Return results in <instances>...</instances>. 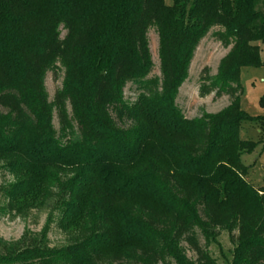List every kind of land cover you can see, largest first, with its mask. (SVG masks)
<instances>
[{
	"label": "trees",
	"instance_id": "1",
	"mask_svg": "<svg viewBox=\"0 0 264 264\" xmlns=\"http://www.w3.org/2000/svg\"><path fill=\"white\" fill-rule=\"evenodd\" d=\"M257 1L0 0V157H10L9 170L23 177L0 191L20 210L40 206L59 188V227L81 236L50 248L46 225L15 242L0 239V264H97L109 256L214 264L206 252L193 262L178 248L176 240L194 228L208 239L217 228L236 231L231 264H264V186L248 183L241 163V153L257 144L239 137L241 122L255 120L240 110L241 69L264 65ZM151 27L161 83L146 78ZM214 27L232 47L212 83L232 100L188 120L174 100L195 48ZM57 64L64 69L58 96L77 124L65 142L44 89ZM128 82L142 89L133 104L123 96ZM164 158L165 170L156 165ZM69 167L76 174L65 183L51 172Z\"/></svg>",
	"mask_w": 264,
	"mask_h": 264
},
{
	"label": "rangeland",
	"instance_id": "2",
	"mask_svg": "<svg viewBox=\"0 0 264 264\" xmlns=\"http://www.w3.org/2000/svg\"><path fill=\"white\" fill-rule=\"evenodd\" d=\"M167 6L172 5L173 0H163ZM256 8L264 10V0H258ZM223 30L218 27L211 28L199 41L194 50L187 77L178 88L174 105L181 115L188 120H196L205 114H216L225 109L232 100L227 92L218 90L213 85V79L217 75L219 62L232 47L231 39L227 40L222 35ZM65 31L61 29V36ZM148 46L151 54L152 68L147 79H159L161 83L162 73L158 53V35L155 27H151L147 33ZM259 42H257L258 44ZM260 59L264 62V46L260 51ZM64 69L57 67L48 71L44 77V89L47 100L51 104L53 112V127L58 138L65 142L71 132L77 130V124L72 117L70 103L65 98H59L58 94L63 86ZM242 94L239 99L240 110L253 121H243L239 127V137L242 140L255 142L256 148L250 154L241 153V163L249 167L246 181L254 187L264 186V65L259 67H244L240 72ZM142 92L139 84L128 82L123 89L124 100L129 104L136 102ZM6 110L0 106V112ZM116 120L115 116L113 115ZM124 127L129 122L120 123ZM62 133L65 136H61ZM10 157H0V189L23 179L9 170L7 164ZM156 165L165 170L168 166L167 159H162ZM58 176L60 182H67L76 174L75 168H59L52 170ZM59 188L51 187L53 196L43 204L32 208L20 210L10 209L7 200L0 191V239L6 243L20 240L23 234H36L48 225L46 244L50 248H60L80 239V235L73 230H63L59 227L60 212L57 209L56 196ZM89 198V197H88ZM60 202V200H59ZM26 208V209H25ZM49 221V222H48ZM47 223V224H46ZM236 231L228 232L217 228L208 239L199 229L194 228L190 232L183 233L176 244L181 248L184 257L196 262L200 252H206L214 264H231L232 251ZM97 264H132L113 261L112 257H105ZM156 264H176L170 256L164 260H158Z\"/></svg>",
	"mask_w": 264,
	"mask_h": 264
},
{
	"label": "crops",
	"instance_id": "3",
	"mask_svg": "<svg viewBox=\"0 0 264 264\" xmlns=\"http://www.w3.org/2000/svg\"><path fill=\"white\" fill-rule=\"evenodd\" d=\"M256 44H257V43H256ZM257 45L259 46L260 51H261V48H262V46H264V44L258 43Z\"/></svg>",
	"mask_w": 264,
	"mask_h": 264
}]
</instances>
